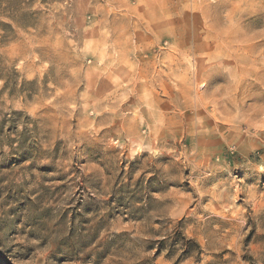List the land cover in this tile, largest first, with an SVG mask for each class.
I'll return each mask as SVG.
<instances>
[{"label": "rangeland", "instance_id": "1", "mask_svg": "<svg viewBox=\"0 0 264 264\" xmlns=\"http://www.w3.org/2000/svg\"><path fill=\"white\" fill-rule=\"evenodd\" d=\"M0 264H264V0H0Z\"/></svg>", "mask_w": 264, "mask_h": 264}]
</instances>
